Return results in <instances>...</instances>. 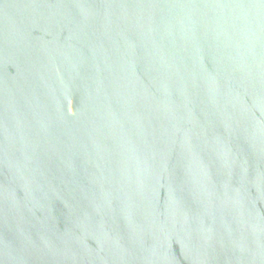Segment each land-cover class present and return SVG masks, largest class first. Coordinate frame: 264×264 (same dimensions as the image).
Masks as SVG:
<instances>
[{
  "label": "water",
  "instance_id": "obj_1",
  "mask_svg": "<svg viewBox=\"0 0 264 264\" xmlns=\"http://www.w3.org/2000/svg\"><path fill=\"white\" fill-rule=\"evenodd\" d=\"M0 264H264V0H0Z\"/></svg>",
  "mask_w": 264,
  "mask_h": 264
}]
</instances>
